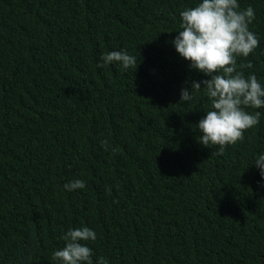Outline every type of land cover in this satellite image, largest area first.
<instances>
[{"label":"trees","instance_id":"obj_1","mask_svg":"<svg viewBox=\"0 0 264 264\" xmlns=\"http://www.w3.org/2000/svg\"><path fill=\"white\" fill-rule=\"evenodd\" d=\"M199 2L0 0V264H59L82 226L94 264H264V108L220 155L197 140L205 90L180 102L210 78L171 42ZM238 3L259 47L237 63L264 85V0ZM113 50L135 71L98 67Z\"/></svg>","mask_w":264,"mask_h":264},{"label":"clouds","instance_id":"obj_2","mask_svg":"<svg viewBox=\"0 0 264 264\" xmlns=\"http://www.w3.org/2000/svg\"><path fill=\"white\" fill-rule=\"evenodd\" d=\"M178 35L171 41L178 54L189 61L188 67L206 74L209 79L191 81L190 87L181 89L180 102L190 101L193 93L202 88L211 101V107L198 121V142L203 146L224 147L244 139V132L260 122L261 112H248L247 108H264V85L254 73L245 76L243 69L252 68L251 61L237 63L238 57H248L259 47V38L249 25L255 19V9L240 8L238 0H201L180 12ZM102 63L118 62L122 68H134L139 57L126 51H110L102 55ZM108 142L103 145L107 147ZM253 164L264 178V153ZM68 191L83 189L86 182L75 179L64 185ZM96 232L87 226L69 229L63 239L65 245L53 252L59 264H94L93 249L84 241H95ZM95 264H109L107 258L98 257Z\"/></svg>","mask_w":264,"mask_h":264}]
</instances>
